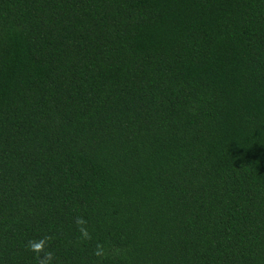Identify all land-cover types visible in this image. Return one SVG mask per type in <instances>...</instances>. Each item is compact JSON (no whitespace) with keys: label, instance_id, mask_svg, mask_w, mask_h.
<instances>
[{"label":"trees","instance_id":"trees-1","mask_svg":"<svg viewBox=\"0 0 264 264\" xmlns=\"http://www.w3.org/2000/svg\"><path fill=\"white\" fill-rule=\"evenodd\" d=\"M45 236L264 264V0H0V264Z\"/></svg>","mask_w":264,"mask_h":264},{"label":"clouds","instance_id":"clouds-1","mask_svg":"<svg viewBox=\"0 0 264 264\" xmlns=\"http://www.w3.org/2000/svg\"><path fill=\"white\" fill-rule=\"evenodd\" d=\"M75 223L80 233V239L84 241L91 240L92 236L88 231L87 221L81 216H77ZM51 239L52 237L45 236L39 240H30L28 242V248L35 253L38 264H53L55 256L54 253L49 250ZM93 254L98 258H104L106 256L104 245L97 244Z\"/></svg>","mask_w":264,"mask_h":264}]
</instances>
